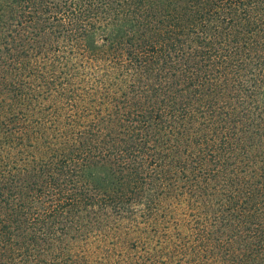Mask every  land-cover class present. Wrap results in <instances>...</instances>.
<instances>
[{"label":"rangeland","instance_id":"rangeland-1","mask_svg":"<svg viewBox=\"0 0 264 264\" xmlns=\"http://www.w3.org/2000/svg\"><path fill=\"white\" fill-rule=\"evenodd\" d=\"M211 1L214 6L216 0H206L194 10L208 9ZM185 2L155 0L153 7H180ZM218 3L213 14L206 12L204 22L190 29L183 19L175 30L177 36L169 40L170 48L135 70L134 85L121 98L120 113L104 121L99 133L81 137L79 174L74 179L89 195L107 188L116 193V187L118 193L130 194L124 187L126 175L139 156L127 154L122 159L119 155L130 150L131 143H142L148 136L151 153L169 163L165 161L171 154L208 151L212 139L219 142L223 132L239 131L252 144L235 149L233 171L211 180L217 188L210 186V193L215 191L206 201L211 211L209 229L194 224V217H201L199 209L194 210L187 199L181 201L184 196L179 191L173 194L177 199L162 195L170 203L168 208H156L147 182L133 196L137 199L133 206L110 202L102 208L87 195L62 213L40 215L29 209L26 189L36 187L43 177L28 172L15 175L0 194V222L7 224L0 226V264H251L247 256L255 239L250 225L254 216L224 212L222 203L226 194L241 193L242 185L250 190L264 181V0L249 4L258 5L256 17L263 28L251 36H244L245 28L238 25L241 8L228 0ZM11 6L21 11L23 5L0 0V13L5 11L0 14V76L7 69L8 55L14 57L21 50L13 38H23L26 46L42 39L41 30L51 31L57 24L50 13L35 10L33 22L21 25L19 12L12 16ZM231 76H237L231 82L237 89L227 81ZM200 136L206 141L196 142ZM186 148L193 154H183ZM230 178L234 181L228 189ZM133 207L145 216L141 220L145 225L117 229L122 219H133Z\"/></svg>","mask_w":264,"mask_h":264},{"label":"trees","instance_id":"trees-1","mask_svg":"<svg viewBox=\"0 0 264 264\" xmlns=\"http://www.w3.org/2000/svg\"><path fill=\"white\" fill-rule=\"evenodd\" d=\"M154 1L15 0L23 5L22 9L11 6L10 12L12 16L19 12L21 25L33 22L35 10L50 13L57 24L51 31L41 30L37 35L42 39L26 46L21 43H27L23 38L20 41L13 38L12 43L21 50L14 57L9 54L7 69L1 70L5 72L0 76V194L15 175L32 172L43 178L36 187L26 189L30 194L27 204L40 215L62 213L87 199L89 191L78 188L74 180L79 174L81 137L99 133L104 121L120 113L121 98L133 87L135 70L145 63H153L154 58L170 48L169 40L178 34L175 30L183 19L190 29V25L204 22L206 12L213 14L220 6L218 2H227L216 0L213 6L211 1L208 9L196 13V4L206 0H186L180 7L159 9L153 7ZM228 1L241 8L238 25L245 28L244 36L263 30L256 17L258 5H249L252 0ZM236 78L227 77L233 89H237L231 85ZM228 131L221 137L218 135L219 142L212 139V149L195 151L197 154L194 152L193 156L176 152L165 161L169 163H163L158 154L151 153V148L146 146L148 136H144L142 143H131L130 150L124 149L119 155L122 159L127 154L139 156L140 161L134 162L126 175L128 183L124 187L130 194L118 193L117 187L116 193H109L106 187L104 192L89 196L102 208L110 202L133 206L137 204L133 196L147 182L156 208H168L170 203L162 195L177 199L173 194L179 191L184 196L181 201L187 199L194 210L199 209L201 217L193 216L194 224L197 222L196 226L209 229L211 211L206 201L215 191L211 189L210 193V186L217 188L211 185V180L226 176L229 169L233 171L235 149L252 144L238 135L239 131ZM236 134L234 139L232 136ZM195 140L206 141L203 136ZM193 151L186 148L183 154H193ZM101 181L104 184L106 180ZM233 181L227 179L226 188L230 189ZM241 191L226 194L223 210L237 211L240 216L253 214L250 225L254 226L255 239L254 244L250 242L247 257L251 264H264V181L252 185L250 190L242 185ZM131 213L133 219H122L116 223L117 229L145 225L141 221L145 216L138 215L137 209L133 207ZM0 226L5 228L7 224L0 222ZM196 229L201 231L199 227Z\"/></svg>","mask_w":264,"mask_h":264}]
</instances>
